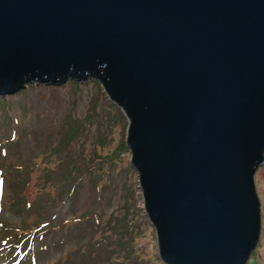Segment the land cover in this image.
Returning <instances> with one entry per match:
<instances>
[{"label":"water","instance_id":"1","mask_svg":"<svg viewBox=\"0 0 264 264\" xmlns=\"http://www.w3.org/2000/svg\"><path fill=\"white\" fill-rule=\"evenodd\" d=\"M99 80L164 264H246L260 236L264 0H0V95Z\"/></svg>","mask_w":264,"mask_h":264},{"label":"rangeland","instance_id":"2","mask_svg":"<svg viewBox=\"0 0 264 264\" xmlns=\"http://www.w3.org/2000/svg\"><path fill=\"white\" fill-rule=\"evenodd\" d=\"M127 123L95 77L0 95V264H164ZM255 183L261 228L246 264H264V161Z\"/></svg>","mask_w":264,"mask_h":264},{"label":"trees","instance_id":"3","mask_svg":"<svg viewBox=\"0 0 264 264\" xmlns=\"http://www.w3.org/2000/svg\"><path fill=\"white\" fill-rule=\"evenodd\" d=\"M17 197H20V195H17ZM15 198H13V200H11V209H16L17 208V205H19V204H17V201H15L14 200ZM13 201H14V203L15 204H13ZM6 228H7V224H3V225H0V235H2L3 234V232H4V230H6ZM19 236L21 237V238H24V240H26L27 239V237L25 238V235L23 234H19ZM22 241H20L21 243L23 242V239H21ZM254 256V255H253ZM255 264H256V262H255Z\"/></svg>","mask_w":264,"mask_h":264}]
</instances>
